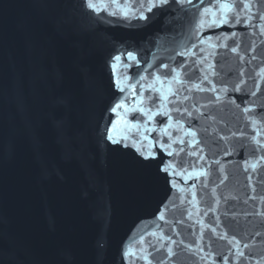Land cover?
I'll return each mask as SVG.
<instances>
[{
  "label": "water",
  "instance_id": "1",
  "mask_svg": "<svg viewBox=\"0 0 264 264\" xmlns=\"http://www.w3.org/2000/svg\"><path fill=\"white\" fill-rule=\"evenodd\" d=\"M94 2L0 0V264H264V0L223 26L199 24L210 0Z\"/></svg>",
  "mask_w": 264,
  "mask_h": 264
},
{
  "label": "snow or ice",
  "instance_id": "2",
  "mask_svg": "<svg viewBox=\"0 0 264 264\" xmlns=\"http://www.w3.org/2000/svg\"><path fill=\"white\" fill-rule=\"evenodd\" d=\"M84 3L86 5V7L88 9H91L93 12H98L101 10L99 8V6L97 5V3L94 2V0H84ZM199 3L204 4V0H199ZM173 4H178L182 7L184 4L192 5L193 0H146L147 11H149V12H152V10L154 8L164 9V7L166 5L171 7V5H173ZM142 7H143V5H142ZM251 7H253V0H249V2H245V0H210L208 5L204 6L202 9L198 10V15L200 16L199 24L203 25L205 23L204 17L210 18L212 26H223V25H227L230 23L240 24L241 23V12L247 11ZM140 19L147 20V19H149V17L145 16L143 14V12H141L140 13ZM248 19L250 20L251 17H248ZM260 19L264 20V16H261ZM231 35L235 36L236 33H232ZM225 47H227V45H225ZM237 50H238V45L236 47L231 48L232 52H237ZM180 54L183 55V53H180ZM241 58H243V57H241ZM128 61H132L137 66H139L140 60L137 58L136 51L135 50H123V51L118 50L117 54L112 57L111 67L115 70V68L117 67L116 62H123L124 68L131 67V65L127 63ZM163 67L168 68L169 66L167 64H165V65H163ZM208 67L214 68V66L211 64L208 65ZM175 71H176V69H170V73L175 72ZM215 74L216 73L213 72V75H215ZM140 78L143 79L144 77H140ZM174 79H177L178 82L183 83V81L179 80L178 76L174 77ZM205 79H207V77H205ZM156 80L161 81V77L159 75H157ZM116 83L118 85L119 81L117 80ZM193 87L197 88L198 90H203L200 88L199 84H194ZM212 90L214 91L215 88L213 87ZM234 90L239 91L240 90L239 86H237V88ZM120 91H124V89L120 88ZM175 94H176L175 92H171V95H175ZM252 95L254 96L255 93H252ZM160 99H167V97H160ZM217 99H219V97H217ZM237 106L239 107V105H237ZM124 108H125L124 102L120 101V102L115 103L112 107H110L108 109V111L111 113H115L116 115H120L118 110L124 109ZM137 111L139 113H141L143 116L151 119V116H152L151 108L145 109L143 107H140L137 109ZM176 111L179 112L180 109H176ZM185 111H186V109H185ZM244 111L248 112L249 108H244ZM164 114L167 115V113H164ZM103 119H104V117L102 115L101 120H103ZM133 127L135 128V132L131 135V137L121 136V135H113L112 133L116 131V127L113 124L111 118H109L104 125V130L101 132V135L107 141H109L112 145H115L117 148H121V147H123V148H128V147L135 148L136 153H138L140 158H141L138 161V163H140L144 166H148V164H150L152 162H156L158 172H160L164 175V179L166 181L168 180V174L170 172L174 173L176 175H180L181 171H178L171 161H165L164 159L161 158L160 153L153 150L156 146L155 142H152L148 148H145L143 146L142 141L137 139V136H136V133L139 132V128L136 127L135 125H133ZM188 134H190L193 137L196 136V133L194 131H190ZM232 135L235 136L236 133H233ZM241 135H243V133H241ZM129 139H131V144L126 142ZM143 139L147 140L148 137L145 135L143 137ZM252 139L255 141V143L257 145L260 144V141L256 140V137H252ZM180 143H184V141L181 140ZM137 145H140V146H137ZM159 147L161 150L167 151L165 144L160 143ZM167 154L169 156L173 155V153L170 151H168ZM260 159L264 160V156H261ZM217 163H219V161H217ZM250 167L253 170H255L257 165L252 164V165H250ZM183 171H186V170H183ZM221 171H223V169H221ZM201 174L206 175V173H201ZM169 183H171L173 186L175 185V181H169ZM159 218L161 220L165 219V217L163 215H160ZM213 231H215V229H213ZM141 239H143V238H141ZM232 241H235V237L232 238ZM232 241H229V242L231 243ZM181 243H183V241H181ZM168 253L170 255L175 254L171 248L168 249ZM129 254L134 255V253H129ZM240 255L242 256L243 253L241 252ZM145 259H146V257H145ZM148 264H151V261H149Z\"/></svg>",
  "mask_w": 264,
  "mask_h": 264
}]
</instances>
